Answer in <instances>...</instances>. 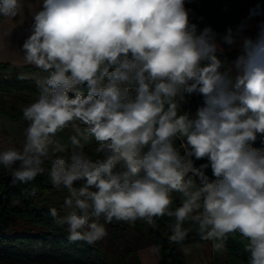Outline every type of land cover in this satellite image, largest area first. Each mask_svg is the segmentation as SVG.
<instances>
[{"label":"clouds","instance_id":"clouds-1","mask_svg":"<svg viewBox=\"0 0 264 264\" xmlns=\"http://www.w3.org/2000/svg\"><path fill=\"white\" fill-rule=\"evenodd\" d=\"M37 3L20 51L38 94L20 146L0 149L13 183L66 189L49 215L73 243L168 218L170 243L194 227L223 252L238 233L264 264V6L219 32L193 0ZM30 7L0 0V18Z\"/></svg>","mask_w":264,"mask_h":264},{"label":"trees","instance_id":"trees-1","mask_svg":"<svg viewBox=\"0 0 264 264\" xmlns=\"http://www.w3.org/2000/svg\"><path fill=\"white\" fill-rule=\"evenodd\" d=\"M225 1L237 3L238 9L225 10L222 6ZM256 3L264 6V0H193L188 7L195 15L204 17L201 27L211 25L219 31L241 15L248 14ZM34 70L37 69L32 66L0 61V116L20 121L24 127L27 123L22 119L21 107L38 94L35 79L26 75ZM7 95H12V102L6 99ZM33 189L35 195H30ZM66 195V189H54L46 177L38 176L28 184L13 183L9 172H0V264H141L138 249L150 243L159 248V264H169L170 244L180 264H185L182 247L207 241L194 231L182 244L170 243L165 235L168 233L166 222L170 221L164 218L157 221V228L141 221L108 224V236L103 241L93 245L73 243L68 240L67 225L58 227L49 215L50 208L60 209ZM178 203L179 200L173 207ZM248 258L237 233L226 242L223 260L216 257L214 264H247Z\"/></svg>","mask_w":264,"mask_h":264},{"label":"crops","instance_id":"crops-1","mask_svg":"<svg viewBox=\"0 0 264 264\" xmlns=\"http://www.w3.org/2000/svg\"><path fill=\"white\" fill-rule=\"evenodd\" d=\"M37 7V0H32V7L25 8L20 16L14 18V20L0 18V61L10 62L14 65H24L20 46L25 37L29 34L28 29L31 24V14L37 10ZM245 16H247V14L241 15L229 25L234 27ZM259 19H264V17ZM225 28L219 30V32H223ZM254 33L255 27L253 25L250 34L254 35ZM37 74L38 70H34L27 72L26 75L34 78ZM189 226L188 223L185 224V227ZM194 231L195 229L193 227V231L191 232ZM181 251L185 264H214V258H216V255L221 254L224 256L225 254V250L223 252H218L217 254V252L212 249L210 241L186 244L182 247ZM138 256L141 264H159L160 261V251L158 246L154 243L140 247L138 249Z\"/></svg>","mask_w":264,"mask_h":264},{"label":"rangeland","instance_id":"rangeland-1","mask_svg":"<svg viewBox=\"0 0 264 264\" xmlns=\"http://www.w3.org/2000/svg\"><path fill=\"white\" fill-rule=\"evenodd\" d=\"M222 6L227 11H235L239 7L238 4L233 1H225L223 2ZM35 97L36 96H34V98ZM6 99L9 102L13 101L12 95H7ZM25 128L26 127H24L20 121L12 120L6 115L0 116V149L11 146H17V147L20 146L21 142L24 139ZM68 134H69V130H66L64 133H61L60 135L66 140ZM3 170H4L3 167L0 166V172ZM216 257L220 261H222L224 258V256L221 254L216 255Z\"/></svg>","mask_w":264,"mask_h":264},{"label":"water","instance_id":"water-1","mask_svg":"<svg viewBox=\"0 0 264 264\" xmlns=\"http://www.w3.org/2000/svg\"><path fill=\"white\" fill-rule=\"evenodd\" d=\"M169 264H180V262L178 261V259H177V256H176V254H175V252H174V247H173V245H169Z\"/></svg>","mask_w":264,"mask_h":264},{"label":"built area","instance_id":"built-area-1","mask_svg":"<svg viewBox=\"0 0 264 264\" xmlns=\"http://www.w3.org/2000/svg\"><path fill=\"white\" fill-rule=\"evenodd\" d=\"M195 103V102H194Z\"/></svg>","mask_w":264,"mask_h":264}]
</instances>
